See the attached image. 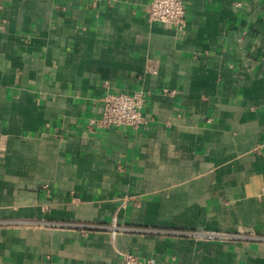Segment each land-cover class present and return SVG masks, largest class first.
<instances>
[{
  "label": "crops",
  "instance_id": "0c3cea01",
  "mask_svg": "<svg viewBox=\"0 0 264 264\" xmlns=\"http://www.w3.org/2000/svg\"><path fill=\"white\" fill-rule=\"evenodd\" d=\"M150 1L0 0V264H264V0Z\"/></svg>",
  "mask_w": 264,
  "mask_h": 264
},
{
  "label": "built area",
  "instance_id": "2783aa9c",
  "mask_svg": "<svg viewBox=\"0 0 264 264\" xmlns=\"http://www.w3.org/2000/svg\"><path fill=\"white\" fill-rule=\"evenodd\" d=\"M186 12L187 6L184 0H151L147 7L151 22L172 26H184ZM144 104L145 94L142 91L133 93L108 91L104 96L102 115L97 123L102 127L132 126L139 128L146 122L142 112ZM201 233L208 239L226 236L225 233L215 230H204ZM122 264H151V260H147L135 252L125 251Z\"/></svg>",
  "mask_w": 264,
  "mask_h": 264
}]
</instances>
